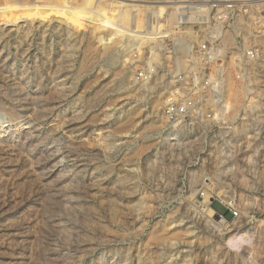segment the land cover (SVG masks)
<instances>
[{
    "label": "rangeland",
    "instance_id": "1",
    "mask_svg": "<svg viewBox=\"0 0 264 264\" xmlns=\"http://www.w3.org/2000/svg\"><path fill=\"white\" fill-rule=\"evenodd\" d=\"M116 1L0 0V264H264V7L226 0L259 19L255 85L228 66L174 133L175 0H123L137 51L96 26Z\"/></svg>",
    "mask_w": 264,
    "mask_h": 264
},
{
    "label": "built area",
    "instance_id": "2",
    "mask_svg": "<svg viewBox=\"0 0 264 264\" xmlns=\"http://www.w3.org/2000/svg\"><path fill=\"white\" fill-rule=\"evenodd\" d=\"M255 1L257 5L264 7V0ZM173 4H175L173 9L175 23L169 29V34L174 39L171 52L175 53V57L181 54L180 44L184 41L190 46L191 55L185 60L190 65L189 71L174 75L175 86L163 112L171 132L182 127L187 130L191 128L195 117L204 118L210 115L201 110L202 100L197 99L200 94H197L199 91L195 90L196 86L201 87V90L210 89L213 92L211 97L223 106L222 99L218 100L215 86L227 79L224 77L227 67L234 65L237 70L236 82L242 87L243 85L249 87V84L255 85L253 73L260 65L263 56L253 32V26L258 24L256 20L259 19L256 15L250 16V12L247 15V9L235 4L229 5L231 2L226 0H175ZM188 32L194 38L197 35L202 40L198 39L197 45H193L194 42L190 41L191 36H187ZM157 36L160 37L151 40H165L169 37L162 34ZM194 66L201 69L200 75L203 76L201 82L194 81L195 74L189 78L190 70ZM191 80H193L192 87L188 88L187 82ZM178 82L181 84L176 87ZM182 92L190 96H183ZM255 96L254 92L253 97ZM233 214L238 216L236 211H233Z\"/></svg>",
    "mask_w": 264,
    "mask_h": 264
},
{
    "label": "bare ground",
    "instance_id": "3",
    "mask_svg": "<svg viewBox=\"0 0 264 264\" xmlns=\"http://www.w3.org/2000/svg\"><path fill=\"white\" fill-rule=\"evenodd\" d=\"M117 3V8H116V10L115 11H113L112 13H111V16H113V15H115V13L116 12H120V14H121V19H122V21L120 22V23H118V24H116L114 21H112V19L111 20H106V18H103L102 20H97V24H96V26H97V28H100V29H102V30H104L105 29V27H106V24L107 23H111V26H112V30L110 31V33L111 34H113L116 38H118V39H120V40H122V39H126V38H130V39H128L127 41H128V44H131V46L130 47H132V48H136V51H137V49L138 50H141L142 49V47L144 46V44L142 43V42H139V41H134L133 40V38L131 37L132 35H129L128 33H127V29H128V21H129V19H130V15H131V13H132V11H133V9H131V8H129V7H126L125 5H124V1L123 0H117L116 1ZM105 3V6H104V10H106V11H110V4L106 1V2H104ZM94 4V3H93ZM102 4V3H101ZM49 8V7H48ZM136 9V11H137V13L138 14H140L141 13V11H140V8L138 7V8H135ZM108 11V12H109ZM90 12V11H89ZM86 14L87 15H91V14H88V12H86ZM103 16V15H102ZM97 17V16H96ZM97 18H99V17H97ZM153 34V33H152ZM149 35H151L150 34V32H149ZM154 35V34H153ZM212 35V34H211ZM155 36V35H154ZM154 36L152 37V36H148V35H146L145 37H147L148 39H150V38H154ZM132 38V39H131ZM163 41V40H162ZM111 42V41H110ZM122 43V42H121ZM129 47V48H130ZM128 48V49H129ZM128 49H125V50H127V53H128ZM165 50V49H164ZM135 51V50H134ZM181 51H183V50H181ZM126 52V51H125ZM124 52V53H125ZM153 61V60H152ZM150 63H151V61H149ZM148 62V63H149ZM153 64V63H152ZM151 72V71H150ZM150 72H148V73H150ZM145 78V77H144ZM227 83H231V79L229 78V79H227V80H223V81H221L220 83H218V85H216L215 86V88H216V90H217V95H218V100H220V99H222L223 100V98H224V96H223V91H222V88L223 87H225V85L227 84ZM226 86H228V85H226ZM224 107L227 109L228 108V105H224ZM256 123V122H255ZM254 125V123H252V126ZM174 133H176V131H174Z\"/></svg>",
    "mask_w": 264,
    "mask_h": 264
}]
</instances>
